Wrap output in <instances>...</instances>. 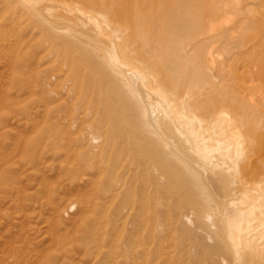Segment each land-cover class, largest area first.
<instances>
[{
  "label": "bare ground",
  "instance_id": "6f19581e",
  "mask_svg": "<svg viewBox=\"0 0 264 264\" xmlns=\"http://www.w3.org/2000/svg\"><path fill=\"white\" fill-rule=\"evenodd\" d=\"M0 11L45 37L73 80L77 113L56 123L47 167L69 186L34 204L65 230L55 244L68 243L71 210L83 264H264V0H0ZM42 164L26 160L39 186Z\"/></svg>",
  "mask_w": 264,
  "mask_h": 264
},
{
  "label": "rangeland",
  "instance_id": "374dc122",
  "mask_svg": "<svg viewBox=\"0 0 264 264\" xmlns=\"http://www.w3.org/2000/svg\"><path fill=\"white\" fill-rule=\"evenodd\" d=\"M4 12L0 11V264H45L49 258L55 259L56 264H83L87 261L84 255H74L72 251L74 213L68 211L67 205L72 197L67 196L62 205L68 211L64 219L70 230L64 246L55 244L54 236L64 234L65 230L58 228L46 207L40 209L37 205H48L60 187L69 186L66 178L59 179L53 173L57 170L51 172L47 167L59 161L53 155L58 135L56 123L67 118L69 112L70 115L77 113V110L68 112L69 102H65L73 80L59 71L61 63L57 53L50 50L45 37L28 38L22 29L7 25L8 15ZM24 55H31L32 60L22 69ZM61 141L65 143L64 139ZM31 157H40L43 161L41 166L47 183L42 186L34 181L33 170L26 167V160ZM13 183L23 194L11 189ZM22 201L30 206L20 217L16 205ZM27 214L29 217H25Z\"/></svg>",
  "mask_w": 264,
  "mask_h": 264
}]
</instances>
